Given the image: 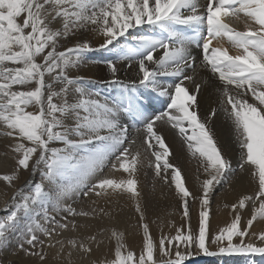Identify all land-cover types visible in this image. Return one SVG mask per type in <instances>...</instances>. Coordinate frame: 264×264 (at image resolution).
Returning <instances> with one entry per match:
<instances>
[{"label": "snow or ice", "instance_id": "1", "mask_svg": "<svg viewBox=\"0 0 264 264\" xmlns=\"http://www.w3.org/2000/svg\"><path fill=\"white\" fill-rule=\"evenodd\" d=\"M232 20H243L244 30ZM89 37L98 38V45ZM68 40L74 43H62ZM217 40L237 54L215 46ZM92 52L112 54L100 61L107 79L74 74ZM197 68L211 77L198 82ZM213 78L219 107L201 116L198 96ZM97 83L114 86V94ZM160 98L163 110L152 104ZM218 112L231 125L238 168L250 173L256 188L231 205V221L212 234L211 195L236 171L211 127ZM158 123L177 131L203 170L198 195L170 163ZM0 136L10 138L5 155L13 161L0 181L15 189L0 217V246L14 235L17 249L39 264L48 249H55L57 264H184L193 245L216 255L209 240L220 254L264 255V227L250 231L264 221V0H0ZM144 160L174 188L185 220L180 227L170 222L175 234L162 233L158 245L136 178ZM21 170L40 173V181L16 188ZM120 196L132 201L139 216L138 256L124 243V232L89 222L111 219L100 202ZM190 199L199 205L195 230ZM249 204L245 220L242 210ZM105 232L115 242L114 256L97 261L94 251ZM157 247L166 258L159 262Z\"/></svg>", "mask_w": 264, "mask_h": 264}, {"label": "bare ground", "instance_id": "2", "mask_svg": "<svg viewBox=\"0 0 264 264\" xmlns=\"http://www.w3.org/2000/svg\"><path fill=\"white\" fill-rule=\"evenodd\" d=\"M204 0H201L203 3ZM232 25L237 30H244L243 20H232ZM93 46H97L99 39L95 37H89ZM123 41V38H121ZM66 45L74 43L73 40L66 42L62 41ZM214 45L217 47H226L229 49L230 54H237L230 44L225 40L214 41ZM112 54L108 52H92L86 54V60L84 66H82L78 73L84 77H90L97 81L101 79H107V70L104 64L100 61L110 58ZM200 60L197 59L199 65ZM198 82L208 80L211 77L210 73H207L201 68H197ZM121 78H125V73H121ZM134 73H127V78H133ZM162 82L167 84L170 82V78H162ZM218 80L214 78L209 83H203L201 92L198 96L199 111L201 116H207L212 108H218V94L213 84H218ZM96 87L105 93L106 95H112L115 92L114 86L107 84L97 83ZM160 98V105H157L154 100L153 106L157 110H163L166 105L162 104ZM211 127L216 133V137L223 154L231 161L233 168L236 170L235 174L229 175V181L217 185L210 198V222L212 234H216L220 227L226 226L232 219L230 215L231 205L236 203L241 195L253 194L256 185H254L250 173L245 171L241 172L238 168V155L239 148L235 142V138L231 131V125L226 121L223 112H218L211 122ZM157 129L165 139V143L170 149L171 155L168 157L170 163L179 167L182 172V176L185 178L186 187L193 192L194 195H198V188L200 181L204 178L203 170L198 171V164L196 159L192 158L186 145L181 140L175 129H172L168 125L162 123L157 124ZM135 136L136 133L133 132ZM10 142V138L0 136V174L10 171L13 161L10 159L9 149L7 145ZM140 142L139 139L137 141ZM149 159H154L150 157ZM108 172V169H105ZM116 177L122 175L126 178V174L121 172L114 173ZM199 177V179H198ZM136 178L138 180V188L142 196V206L145 208V222L149 224L152 236L157 242L162 233L174 235V228L169 227V223L175 227H180L185 224V220L182 217V209L180 208V201L175 195L174 188H170L164 184L162 180L154 176L153 169L148 166V160H144L143 165L139 167ZM41 179L40 173L33 175L30 171L21 170L19 174V180L14 182L16 188L24 187L29 181L38 182ZM13 187L7 186L4 182L0 181V217L6 215L3 211L4 205L10 200L14 192ZM27 191V188H25ZM90 203V202H87ZM191 205V226L195 230L198 225V201L189 200ZM86 206V205H85ZM100 206L111 212L112 218L105 217L103 220L89 221L98 228H115L118 231H122L125 234L124 243L129 250H132L138 256L142 248V235L138 228L139 216L135 213L134 206L131 200L127 196L114 197L111 202L101 201ZM251 205L246 206L242 210V216L246 220L251 216ZM264 227V221L254 222V226L250 229L251 232H257ZM104 243L94 251L93 259L108 260L114 256L115 242L110 240V232L104 233ZM16 241V240H15ZM248 238L246 237V242ZM14 242V241H13ZM234 242H239L234 238ZM226 243V242H225ZM255 243L259 246L260 242L257 240ZM9 245V244H8ZM11 246V244H10ZM207 246L212 252H216V255L208 256L204 255L194 245L191 247V256H186L184 264H264V255L260 254H220L218 253V246L208 241ZM7 247V246H6ZM14 247V246H13ZM4 248V247H3ZM8 248V247H7ZM15 248V247H14ZM180 251L185 252L184 246L180 247ZM49 256L45 261V264H57L52 257L55 253V249H48ZM4 257H1L4 264L11 263L17 260L19 264H39L36 257L25 256L21 251L12 252L9 249L3 250ZM155 259L159 262L162 257L159 253L158 247L155 253ZM1 260V261H2ZM16 264V263H15Z\"/></svg>", "mask_w": 264, "mask_h": 264}, {"label": "rangeland", "instance_id": "3", "mask_svg": "<svg viewBox=\"0 0 264 264\" xmlns=\"http://www.w3.org/2000/svg\"><path fill=\"white\" fill-rule=\"evenodd\" d=\"M7 214V213H6ZM16 240V241H15ZM14 241V242H13ZM9 244V245H8ZM10 244H11V246H10ZM8 248H7V247ZM15 248H14V247ZM4 247V248H3ZM9 249L10 251H12V252H16V251H18V249H17V238H16V236H11V237H9V240L6 242V244L5 245H3V246H0V264H4L3 263V260H2V258L1 257H4V255H3V250L4 249ZM23 253V252H22ZM2 260V261H1ZM14 263L13 264H19V263H17V260L16 261H13ZM8 264H11V263H8Z\"/></svg>", "mask_w": 264, "mask_h": 264}]
</instances>
